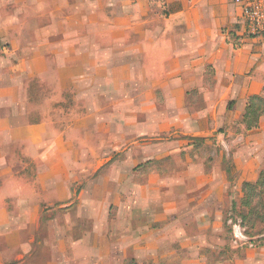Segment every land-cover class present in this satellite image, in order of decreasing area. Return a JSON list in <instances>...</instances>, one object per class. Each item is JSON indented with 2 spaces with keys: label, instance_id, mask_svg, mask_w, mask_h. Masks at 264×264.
Masks as SVG:
<instances>
[{
  "label": "rangeland",
  "instance_id": "obj_1",
  "mask_svg": "<svg viewBox=\"0 0 264 264\" xmlns=\"http://www.w3.org/2000/svg\"><path fill=\"white\" fill-rule=\"evenodd\" d=\"M168 1L0 0V264H258L264 142Z\"/></svg>",
  "mask_w": 264,
  "mask_h": 264
},
{
  "label": "crops",
  "instance_id": "obj_2",
  "mask_svg": "<svg viewBox=\"0 0 264 264\" xmlns=\"http://www.w3.org/2000/svg\"><path fill=\"white\" fill-rule=\"evenodd\" d=\"M168 2L169 6L179 2L183 9L164 17L171 23L169 29L152 28L147 30L146 36L185 39V52L198 62V86L207 79L217 88L216 95H226L235 101L234 112L242 117L249 97L264 95V34L247 37L244 25L233 34L230 27L235 26L236 20L243 23L240 7L234 0H195L189 5L186 0ZM193 6H198L194 12L197 17L189 15L194 11ZM182 27L186 28L184 33L179 31ZM209 69L213 71L212 77ZM219 101L228 100L223 97ZM257 131L260 142H264V115ZM259 256L258 264H264V253Z\"/></svg>",
  "mask_w": 264,
  "mask_h": 264
},
{
  "label": "trees",
  "instance_id": "obj_3",
  "mask_svg": "<svg viewBox=\"0 0 264 264\" xmlns=\"http://www.w3.org/2000/svg\"><path fill=\"white\" fill-rule=\"evenodd\" d=\"M263 115L264 95L258 94L249 97L241 117L246 128L250 131L257 130L259 128L260 119ZM253 191L259 197V202L255 207L254 202L250 197V194ZM243 193L242 206H246L250 210V215L252 212V215L254 213L264 219V169L261 170L255 182L246 183V185H244Z\"/></svg>",
  "mask_w": 264,
  "mask_h": 264
},
{
  "label": "built area",
  "instance_id": "obj_4",
  "mask_svg": "<svg viewBox=\"0 0 264 264\" xmlns=\"http://www.w3.org/2000/svg\"><path fill=\"white\" fill-rule=\"evenodd\" d=\"M239 5L245 31L249 35L264 34V0H234Z\"/></svg>",
  "mask_w": 264,
  "mask_h": 264
}]
</instances>
